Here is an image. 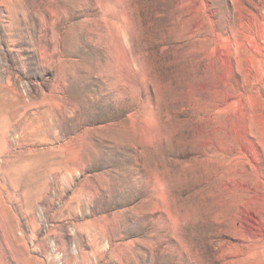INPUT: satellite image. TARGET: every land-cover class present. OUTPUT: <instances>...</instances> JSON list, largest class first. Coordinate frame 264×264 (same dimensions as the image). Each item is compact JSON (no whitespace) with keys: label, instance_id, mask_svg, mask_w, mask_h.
<instances>
[{"label":"rangeland","instance_id":"1","mask_svg":"<svg viewBox=\"0 0 264 264\" xmlns=\"http://www.w3.org/2000/svg\"><path fill=\"white\" fill-rule=\"evenodd\" d=\"M0 264H264V0H0Z\"/></svg>","mask_w":264,"mask_h":264}]
</instances>
